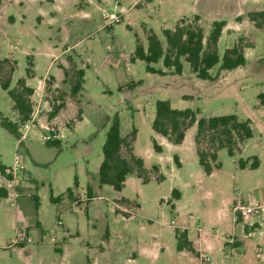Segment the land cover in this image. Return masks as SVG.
<instances>
[{
    "label": "rangeland",
    "instance_id": "1",
    "mask_svg": "<svg viewBox=\"0 0 264 264\" xmlns=\"http://www.w3.org/2000/svg\"><path fill=\"white\" fill-rule=\"evenodd\" d=\"M261 10L264 0H0V57L15 62L9 87L26 77L34 113L24 133L27 120L19 122L0 87V112L20 133L17 139L0 126V165L12 166L20 155L24 170L16 177H31L17 188L15 207L0 197V264H264V237L255 244L242 237L264 225V106L257 99L264 91V29L248 18ZM194 15L204 38L213 20H224L219 58L239 41L244 64L224 70L218 62L209 79H200L183 59L180 74L161 60L152 64L161 74L147 72L143 60L129 61L136 38L146 46V29L165 45L161 29ZM29 61L31 77L25 75ZM72 63L84 69L76 95ZM157 99L198 116L234 113L250 120L252 136L233 155L220 148V167L206 174L195 152V124L179 144L153 131ZM53 104L62 106L49 117ZM114 114L126 139L135 129L132 153L149 173L146 182L129 173L120 191L97 179ZM122 153L128 154L125 147ZM253 156L256 168H250ZM50 191L62 194L58 202L49 199ZM240 205L254 209L243 215ZM36 220L45 233L40 240ZM175 228L187 230L195 252L176 249ZM23 232L30 242L8 245Z\"/></svg>",
    "mask_w": 264,
    "mask_h": 264
},
{
    "label": "trees",
    "instance_id": "2",
    "mask_svg": "<svg viewBox=\"0 0 264 264\" xmlns=\"http://www.w3.org/2000/svg\"><path fill=\"white\" fill-rule=\"evenodd\" d=\"M248 18L257 28L264 29V10L252 11L248 13ZM225 25L224 20H213L207 36L204 38L203 28L198 24V16L194 15L192 20L184 18L179 19L173 28H162L161 33L165 40V45L158 38L152 29H146V46L136 38L135 47L129 61L136 59L145 62V69L150 73H164L162 69L155 68L152 64L161 60L162 66L167 69H173L177 74L182 72V59L187 62L192 73L200 79H209L211 77L210 69L220 62V68L232 70L244 64L245 56L243 45L236 42L231 47L226 48L219 58L217 42ZM14 63L7 57H0V87L6 90L12 100V106L17 111L19 122L23 123L30 118L32 113L31 95L33 88L26 82V77H19L15 85L10 88L11 75L15 69ZM8 65V66H7ZM8 67L5 74L3 71ZM32 63L29 61L25 67V75H33ZM72 79L70 90L73 95L78 94L84 83V69L77 68L72 63ZM66 73V71H65ZM258 103L264 106V91L257 94ZM62 104L51 106L49 117L55 116ZM198 111L192 108H174L166 99H157L155 101V113L151 122L154 132L166 137L169 141L179 144L185 137V132L195 124L194 134L195 152L198 163L201 165L204 173L211 174L213 168H219L217 161V151L225 148L229 155L239 149V144L252 136L249 119H239L234 113L213 115L209 117L198 116ZM0 126L14 135L17 139L20 136L18 123L11 121L0 112ZM128 139L120 133V121L117 114L110 118V124L106 131L105 140L102 145V160L98 167V182L108 184L113 189L120 191L124 187L126 176L133 172L143 182L149 180V173L144 166L142 158L132 153V141L135 138V129ZM58 139H47L46 144H59ZM153 148L160 151V146L153 140ZM128 151L127 155L122 153V148ZM176 162V157H174ZM246 161L242 158L238 160L240 168L245 167ZM258 166V159L253 156L250 168ZM152 169L157 171V166L152 165ZM0 171H4V166L0 165ZM162 180V179H160ZM77 178L74 177L73 185L77 186ZM72 188H66L67 195L72 194ZM90 197L89 190H87ZM176 198L178 192L175 188L171 190ZM6 195V190L0 187V197ZM62 195V194H61ZM61 195L53 196L50 191L49 199L58 202ZM35 206L38 205L37 197ZM174 235L176 239L177 250H188L195 252L191 240L188 238V232L185 228H175ZM204 264V263H203Z\"/></svg>",
    "mask_w": 264,
    "mask_h": 264
},
{
    "label": "built area",
    "instance_id": "3",
    "mask_svg": "<svg viewBox=\"0 0 264 264\" xmlns=\"http://www.w3.org/2000/svg\"><path fill=\"white\" fill-rule=\"evenodd\" d=\"M32 125H34V113L33 112L31 113L30 118L27 120V122H25L22 126L24 133L27 132ZM53 130H54L53 127L50 128V131H53ZM22 170H24V165L21 162L20 155H16L14 157V161H13L12 166H5L4 167L3 172L7 176L13 177L12 179H13V181H15L13 184L15 186H12L10 192L7 194L8 204L11 207H14L16 205V200H17V198H19V191L17 189L18 186L16 185V178L14 179V176H16V173L18 171H22ZM237 209H238L239 213L246 215L249 212H251L254 208H252L250 206L240 205V206H238ZM30 241H31V237L28 236L27 233L23 232V233H18L14 237H12L10 239V242L8 243V245H16V244H20V243H27Z\"/></svg>",
    "mask_w": 264,
    "mask_h": 264
},
{
    "label": "crops",
    "instance_id": "4",
    "mask_svg": "<svg viewBox=\"0 0 264 264\" xmlns=\"http://www.w3.org/2000/svg\"><path fill=\"white\" fill-rule=\"evenodd\" d=\"M30 128H32V126L30 127ZM1 165H3V164H1ZM4 167L6 166V165H3ZM13 177H10V176H7L4 172H2V171H0V187H3V188H5V190H6V195L4 196V197H7V194L10 192V189H11V187H12V185H13V183L15 182V181H13V179H12ZM16 178V185L18 186V187H25V185L23 184L24 182H26L27 183V181L28 180H30L31 179V177H30V175H28L27 173L26 174H23L22 175V178L19 180V177H16V176H14V179ZM34 205H35V203H34ZM38 205H39V202H38ZM38 205H37V207H38ZM11 207V206H10ZM15 207V206H14ZM37 207L35 206V208L37 209ZM11 208H13V207H11ZM35 225H36V227L38 228V231L37 232H35V234H36V238L38 239V240H40L41 238L43 239L44 238V229L43 228H41L40 227V223H39V221L38 220H36L35 221ZM58 223H61V222H59L58 221ZM29 236V235H28ZM31 237V236H30ZM243 242L245 243V242H247V241H251V243H253L254 242V244L255 243H259V242H262L263 241V237H264V225H263V223H261V226L260 227H258L257 228V230H255V231H253L252 233H248V234H244L243 236ZM189 238V237H188ZM32 240V239H31ZM192 242V241H191ZM244 245V244H243ZM195 249V248H194Z\"/></svg>",
    "mask_w": 264,
    "mask_h": 264
}]
</instances>
